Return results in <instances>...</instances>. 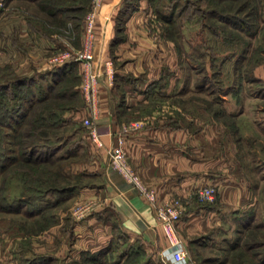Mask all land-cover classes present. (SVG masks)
I'll return each instance as SVG.
<instances>
[{
    "label": "rangeland",
    "instance_id": "1",
    "mask_svg": "<svg viewBox=\"0 0 264 264\" xmlns=\"http://www.w3.org/2000/svg\"><path fill=\"white\" fill-rule=\"evenodd\" d=\"M103 1L53 0V5L58 12L54 16H50L40 11L36 1L0 0V82L6 81L14 84L17 79L36 75L37 84L45 85L47 80L41 79L39 76L57 64L52 62L55 56L70 52L73 56L66 61H73L75 54L86 49L88 16L91 12H94V18L88 48L89 53L92 54L90 63L94 71V54H99L98 44L100 43L97 41L101 32L100 27H96L95 32V24L98 9ZM127 1H134V3H138V6L145 7L144 13L149 22L147 24L154 29L153 37H157L154 42L151 38V40L149 39L150 43L140 44L144 51L138 49L137 43L123 44L120 47V54H123L124 59L136 58L139 60L138 63L128 64V66L140 70L150 68L149 62H152L154 68L161 66L165 60L169 61L165 67H161L163 69L156 79L158 80L156 88L161 90L160 94H150L146 103L136 106L137 112L134 114L143 118L149 115L148 118L153 115H161L162 120L169 125H178L191 134L198 135L197 141H199L200 148L196 155L222 158L227 153L226 157L231 156L236 165H241L243 173L248 177L247 182L252 185L248 188V192L251 196H257L258 199L257 202L248 204L245 212H240L241 214L234 213L238 212L237 210L241 208L240 205L235 206L237 208L231 207L233 211L230 212L233 214L230 215L231 218H225V220L221 218L220 223L213 226L211 224L206 232L209 246L204 241L203 245H191V247L189 245L187 248H190V254L197 257L199 261L214 257L220 258L217 259L219 261L226 259L227 264L238 263L243 255H246L244 257L248 262L258 259V257L261 259L262 253H264V139L252 135L250 130L252 128L254 133L256 131L257 123L253 121L254 119L260 120V122L261 119L264 120V0L219 2L218 0H215L216 2L190 0L194 4L202 5L203 11L216 5L218 10L232 13L241 3H247L246 6L240 8L239 16H244L247 20L251 19L252 23H249L246 30L241 31L229 27L228 23L225 25L218 16H213L212 13H210L211 15L204 14L205 12L189 14L193 7L192 4L188 10L178 15V9L183 7L186 0ZM175 5L177 6L173 8ZM172 11H174L173 14ZM248 11H252V13H247ZM117 13L118 11L113 17L110 32V35L114 34L110 39L106 36L104 54L110 55L103 61V71L110 73L113 84L115 79L117 82L134 84L138 82L135 80L136 76L131 72L124 71L128 67L122 66L123 59L118 60L112 57L113 54H117L118 50L114 38L116 36L121 39L124 37L125 24L131 15L126 16L124 24L117 25ZM170 14H172L173 22L168 23L165 17H169ZM119 26H122L120 32L117 30ZM147 29L149 30V28ZM95 34L97 44L94 43ZM144 36L147 37L145 33ZM152 43H154V49ZM145 54H147L146 57ZM150 54L153 55L150 56ZM144 58H147L146 63L143 62ZM132 61L130 60L131 63ZM78 63L77 69H73L70 76L63 82L65 86L71 85L73 88H79L81 99L91 106L83 93L84 61L78 60ZM116 70L117 72L124 71L121 73L124 74V78H119V76L116 78L113 75ZM76 72L79 75L77 85H75L78 82V79L75 78ZM96 72L99 73L98 68ZM141 78H144L140 82L143 83L141 86H147L145 84L147 79L144 76ZM26 87L27 85L19 87L11 85L5 94H0V115L5 111L6 105L12 107L14 99L10 98L14 96L13 92H18L20 97L25 93ZM116 93L120 100L121 93L119 91ZM75 99V97L72 99L60 98L52 103V110L58 116L51 115L48 121L55 122L56 125L41 127L49 131V137L34 140L42 146L39 147V151L46 152L48 147L57 146V155H52L53 158H56L58 154L65 152L69 145L72 147L74 144L84 151L87 145L100 144L93 140L89 126L84 123L85 118L77 117L75 109L62 111L57 104L63 102L77 105L82 101ZM36 109L33 110V114H28L29 119L34 118ZM7 114L4 112L2 118L8 120L9 126L0 125V264L137 263L134 262L135 259H138L136 245L129 250V253H124L122 245L119 246L117 240L115 243L112 241L111 244L95 250L87 248L81 251L80 247L75 244L76 236L73 226L93 210L97 204L95 199L85 201L93 200L95 203H92L91 208L82 217H79L75 210L84 202H79L76 197L68 196V194L63 195L64 199L61 202H55L53 206H49V203L47 208L39 214H34L37 206L46 204V198L50 200L53 196H45L42 200L28 204L18 199L25 193L36 192L35 186L43 189L47 183V185L55 184L65 187L69 183L90 182L92 180L90 176H81L79 173L81 171L91 172L89 170L91 158L89 155L81 154L71 156L68 160L58 164L43 163L30 168L18 165L20 163L17 158L19 146L15 141L18 137L15 136L14 130L18 124L14 116L9 119ZM70 116H74L77 121L76 125L64 122V117ZM93 124L95 125L94 122ZM79 125L81 128L76 130L75 128H78ZM127 125L128 128L131 125L137 129L142 126V122L133 121ZM250 126L251 128L248 130ZM28 128L31 129L32 126L27 125L23 129ZM258 134L264 137L263 133L259 132ZM120 135L123 137L122 133ZM118 136L119 134L116 135L114 143L118 141ZM23 140L29 139L24 137ZM190 140L192 139L190 138ZM193 140L196 141L195 138ZM121 145L126 151L124 137ZM110 153L111 149L109 162ZM4 154L9 157L6 162L3 159ZM41 155H45V153ZM126 155L128 158L127 151ZM128 162L130 163L129 159ZM130 165L133 167L131 163ZM35 168L38 170H33ZM61 173H69L70 177L66 178ZM55 176H57V180ZM206 186L214 188L213 198L211 200L202 198L198 196L196 190L192 196L191 206L199 212L217 211L220 209L217 201L218 188L214 185ZM2 195L6 196L8 203L2 200ZM158 197L157 194V199ZM169 197L161 198L157 203ZM180 198L183 200L185 210L186 203L181 196ZM2 205L8 206L2 208ZM183 215L184 213H182L181 219ZM240 216L244 219H241ZM249 217L251 218L249 219ZM246 220L248 223L242 226ZM204 224L205 222L202 226L207 227ZM224 236L226 237L224 238ZM229 240L232 241L228 242ZM261 240H263L261 245L252 247L257 242L260 243ZM232 242H237V247L227 251L226 248ZM247 244L250 245V250L245 247ZM142 259L143 256L140 257L141 264ZM219 261H211V264H219ZM151 264L158 263L152 261Z\"/></svg>",
    "mask_w": 264,
    "mask_h": 264
},
{
    "label": "crops",
    "instance_id": "2",
    "mask_svg": "<svg viewBox=\"0 0 264 264\" xmlns=\"http://www.w3.org/2000/svg\"><path fill=\"white\" fill-rule=\"evenodd\" d=\"M121 4L122 0H104L96 17L95 32L96 27L101 28L97 41L100 43L99 54H94L93 61L94 70L98 68L99 71L95 93L96 113L91 112V106L86 102L83 108L75 112L77 117L92 119L100 138L99 145L92 143L85 149L91 158L89 162L91 172L85 174L92 180L68 195L76 197L79 202L90 199H95L97 202L90 213L74 224L75 244L81 251L87 248L95 250L117 240V244L122 245L124 253L129 252L136 245L143 254L142 264H151L152 261L158 264H174L167 250V239L156 218L155 203L146 200L109 162V152L117 138L116 135L123 134L128 159L140 178L157 190L159 197L156 202L169 196H181L184 199L186 206L184 215L177 224V231L185 245L187 244L186 247L203 245V241L209 246L206 232L211 224L213 226L220 223L221 218L230 219V215H233L230 214L233 212L231 209L233 206L241 207L234 213H244L246 206L257 202L258 199L257 196L249 194L248 188L252 185L247 182L248 177L243 173L241 165H236L231 156L226 157L227 153L222 158L216 157L217 159L196 155L200 148L198 135H193L178 125H169L162 120L161 115L148 118L149 115L143 118L134 114L137 112L136 106L146 103L150 94H160L161 90L152 87L151 83L156 81L163 69L161 67L169 63L165 60L161 66L153 68L152 62H149L150 68L132 69L128 64L138 63L139 60L124 59L123 54H120V47L123 44L137 43L141 51L143 48L140 44L150 43L151 38L153 42L157 40V37H153L154 29L148 25L143 5H139L135 12L130 13L125 24L124 37L116 44L117 54L112 56L118 60L123 59L122 66L128 67L124 71L133 73L138 82L127 84L114 80L113 84L110 73L103 71V61L110 55L104 54L106 40L112 38L114 34L110 35L112 20ZM145 26L149 30L147 28L146 30ZM94 43L97 44L96 34ZM152 48L154 49V43ZM129 59L133 60L132 63ZM146 59H143L144 63ZM124 71L116 70L113 75L122 78L124 74L121 73ZM141 76L147 79L145 87L141 86L143 83L140 82L144 79ZM117 91L121 93L120 100ZM133 121L142 122V126L136 129L129 125L131 128L129 129L127 124ZM253 121L257 123L255 133L251 126L248 130L251 128L252 135L264 139L258 134L259 132L264 134V120ZM190 138L192 140L195 138L196 141H189ZM206 185H214L218 188L217 201L220 209L217 211L199 212L191 206L194 191ZM204 222L207 227L202 226ZM245 223L248 221H244L242 226L246 225ZM184 264L201 263L190 254V260Z\"/></svg>",
    "mask_w": 264,
    "mask_h": 264
},
{
    "label": "trees",
    "instance_id": "3",
    "mask_svg": "<svg viewBox=\"0 0 264 264\" xmlns=\"http://www.w3.org/2000/svg\"><path fill=\"white\" fill-rule=\"evenodd\" d=\"M32 1L37 2L36 4L39 6L41 12H45L50 16H54L58 12V10L53 5V0H32ZM196 1H199V0H196ZM207 1L214 2L215 0H207ZM219 1H227V0H218V2ZM190 4H192L193 7H192L191 12L189 14L195 15L196 12H201V13L205 12L204 14L211 15L210 13H212L213 16L214 15L218 16V18L223 23H225V25H226V23H228V24H230L229 27L236 28L240 31L246 30L248 28L249 23H252L251 19L248 16L247 17L250 20H247L244 16H242V17L239 16V12L241 11L240 8H242L244 5L246 6L247 3H245V4L241 3L238 6V8L235 10V12L232 13V12H226L224 10L220 11L216 8V5L209 7L207 9V11H203L202 5L194 4L193 2H190V0H186V3H184L183 7L178 9V15H181V13L188 10L190 8L189 7ZM176 6L177 5H175L173 8H175ZM137 7H138V3H136V2L134 3V1L131 2V1L123 0L122 5L120 6L118 13H117V25L124 24L126 16L128 14H130L133 10H135ZM173 13H174V11H172V14ZM247 13H252V11H248ZM172 14H170L169 17H165L166 20L168 21V23L173 22V19L171 17ZM121 29H122V26H119L117 30L120 32ZM120 39H121V37L119 38L118 36H116L114 38V41L117 42ZM77 65H79L78 60L74 59L73 61L68 60L66 62H63L62 64L58 63L55 66H53L52 68L46 70L44 73H42L39 76V77H41V79L45 78L47 80L45 85L44 84H37V78H36L37 76L36 75H32L28 78L22 77L21 79H17L14 82V84H11V82H6V81L0 82V94L1 93L5 94V92H7L10 89L11 85H13V86L15 85V87H16V85H18V87L20 85H27V87L25 88L26 91L22 96L19 97L20 94H18V92H16V91L13 92L14 96L12 98H10V99H14L12 102L11 108L9 107V105H6L4 107L5 108L4 112L8 113L7 117L10 119L14 116V118L18 124L17 127L16 126L14 127L15 136L18 137V138H16L15 141H16V144L19 146V154H18L17 158H18V160H20V163H18V165H20V166L25 165V166H28L30 168L31 166L35 167L34 165H37V164L42 165L43 163H46V164L57 163L58 164L61 161L63 162L65 160H68L71 156H78L81 154H85L86 156L88 155L86 150L83 151V149L81 147L75 146L73 144L72 147L70 145H69V147L67 146L68 148H66L65 152L58 154V156H56V158H53L52 155H57L56 154V152L58 151L57 146L53 147V148L48 147V150H46V152H41V151H39V147H42V146L38 142L34 141V140H39L40 138L47 139L46 137H49V131L44 130V128H41V127H45L46 125H48V127H53L56 125L55 122L48 121V119L50 118L51 115L58 116L55 113V111L52 110L53 109L52 103H54V101H56L57 99H60V98L72 99L74 97L76 98L75 100H77V99L82 100L81 103L77 104V105H74L72 103L65 104L63 102L62 103L58 102L57 104L62 109V111L72 110V109L79 111L81 108H83L85 106V102L83 101V99H81L79 88H75V87L73 88V86H71V85L65 86L64 82H63L65 78L70 76L73 69H77ZM75 75H77V76H75L76 80L78 79V82L75 84V85H77L79 83V75L77 74V72ZM115 76L117 78L116 74H115ZM116 82H117V80H116ZM156 83H158V80L151 83V84H153L152 87H156ZM15 96H17V98H15ZM57 104H55V105H57ZM34 109H36L34 118L29 119L28 114L29 113L33 114ZM3 113L0 115V125L1 126L2 125L9 126L8 120L2 118ZM64 122L65 123L69 122L73 125L77 124V121L74 118V116H70L67 118L64 117ZM27 125L32 126V128L29 129L30 128L29 127L28 129H23L25 126L27 127ZM80 128H81V126L79 125L78 128H75V129L77 130ZM24 137H26V139H29V140H23ZM42 153H45V155H41ZM3 159L6 162L7 159H9V157L4 154ZM3 167H5V166H3ZM33 170H38V169L35 168ZM58 173H59V171H58ZM58 173L56 172L57 176H58ZM85 173H88V172L81 171L79 174L81 176H86ZM61 175L65 176L66 178L70 177L69 173H66V174L61 173ZM57 176H55V179L57 178ZM47 184L44 186L43 189H41L39 186H35L36 188L35 187L34 188L36 189V192H34L32 194H26L25 193L23 197L18 198L21 202L28 204L30 202L33 203V201L35 202L38 200H42V199H44L45 196H53V198L50 200L46 198V200H45V203L47 202L46 204H44V205L41 204V206L36 205L37 209L34 210L35 211L34 214L41 213L44 209L47 208V205L49 203H50L49 206L50 205L53 206L55 204V202H61L64 199L63 195H66V194L69 195L75 189L83 186L85 184V182L82 184L81 183L80 184L79 183L78 184L77 183H69L70 185L67 184V186H65V187H59L58 185H55V184H51V185L50 184L47 185ZM6 199H7L6 196L2 195V200L5 203H8L6 201ZM49 201H51V202H49ZM7 206L2 205L1 207L5 208ZM30 212H32V211H30ZM262 243H263V240H261L260 243L257 242L256 244H254V245L251 244V245H252V247H254V246H258V244L261 245ZM237 244H238L237 242L230 243L229 247L226 248L227 251H231L234 248H236ZM245 247L249 250L251 249L249 244H247V246H245ZM136 250L138 251L137 252V258L138 259H135L134 262H137L135 264H141L140 263V257L143 254L138 249V247L136 248ZM197 254H198V252L196 253V256H197ZM244 256L246 257V255H243V257L236 264H264V253H262L261 259L258 257V259H255L251 262H248ZM217 259H220V258L214 257V258H210L208 260L200 259V261L197 258L198 262L201 264H203V263L211 264V261L212 262L219 261ZM219 262H220L219 264H227L226 259H223V260L221 259Z\"/></svg>",
    "mask_w": 264,
    "mask_h": 264
},
{
    "label": "built area",
    "instance_id": "4",
    "mask_svg": "<svg viewBox=\"0 0 264 264\" xmlns=\"http://www.w3.org/2000/svg\"><path fill=\"white\" fill-rule=\"evenodd\" d=\"M88 18L89 25L87 26V37L89 42L92 33L94 12H91ZM88 42L86 49L83 50V52L75 54V59L84 61L85 81L83 84V93L87 101L91 104V112L95 114V93L98 74L95 70L93 71L91 67L90 60L92 59V54L89 53ZM72 56L73 54L70 52H64L55 56L52 59V62L57 64L63 63ZM84 123L89 126L90 134L93 140L97 143H100L99 134L96 130V126L93 124L92 119L85 118ZM125 129L126 127H124V130ZM118 138V141L114 143L111 148V166L115 168L130 184H132L146 200L155 203L156 218L161 226L165 238L167 239V250L170 254L171 261L174 264H184L188 262L190 260L189 251L177 231V224L180 221L181 215L184 211L183 200L180 198V196H170L162 202L157 203L156 190L142 182L138 173L128 162L126 151L121 145L123 137L119 135ZM197 194L202 198L211 200L213 198L214 188L212 186H202L197 189ZM92 203L95 202L93 200L84 202L76 208L75 213H78L79 217L84 216L91 208Z\"/></svg>",
    "mask_w": 264,
    "mask_h": 264
}]
</instances>
